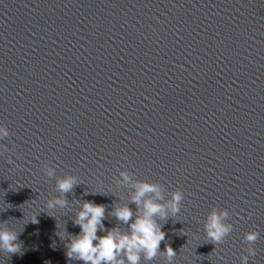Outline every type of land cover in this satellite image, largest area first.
<instances>
[{
	"label": "water",
	"instance_id": "1",
	"mask_svg": "<svg viewBox=\"0 0 264 264\" xmlns=\"http://www.w3.org/2000/svg\"><path fill=\"white\" fill-rule=\"evenodd\" d=\"M0 124V222L20 244L2 264H83L66 244L84 200L127 231L110 215L137 208L124 169L166 199L183 191L180 213L157 218L172 264H241L249 247L264 264V0H0ZM46 167L78 178L69 207L47 209ZM213 207L233 225L217 244Z\"/></svg>",
	"mask_w": 264,
	"mask_h": 264
},
{
	"label": "clouds",
	"instance_id": "2",
	"mask_svg": "<svg viewBox=\"0 0 264 264\" xmlns=\"http://www.w3.org/2000/svg\"><path fill=\"white\" fill-rule=\"evenodd\" d=\"M9 136V130L0 124V140ZM45 175L55 178V188L59 193L46 201L49 210L64 209L70 206L65 194L70 193L79 183L75 175L65 174L56 176L53 167L44 169ZM117 185L131 190L130 203L137 208L134 212L129 204H117L110 215L127 225V231L119 227L108 229L104 225L105 206L94 201L78 202V208L73 218L74 225L80 231L75 235H67V257L82 261L83 264H140L143 259L151 261L158 255H163L172 264L176 252L166 246L165 251H159L165 233L157 218L161 221L174 217L180 213L184 200V193L180 189L171 192L170 198L163 186L148 180L134 179V174L127 169L119 171ZM230 216L227 209L213 207L204 221L206 238L214 244L222 243L232 232L233 225L226 222ZM36 222V216L31 218ZM98 232L103 233L98 235ZM258 231H248L244 234V241L249 245L259 238ZM61 238H64L61 236ZM18 232L9 227L7 222H0V252L15 253L20 250ZM248 255L241 257V264H248L249 256H254L255 249L249 247ZM2 264V262H0Z\"/></svg>",
	"mask_w": 264,
	"mask_h": 264
}]
</instances>
